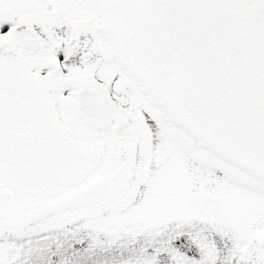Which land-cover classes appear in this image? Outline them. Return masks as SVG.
<instances>
[{
  "label": "snow or ice",
  "instance_id": "6c2138e0",
  "mask_svg": "<svg viewBox=\"0 0 264 264\" xmlns=\"http://www.w3.org/2000/svg\"><path fill=\"white\" fill-rule=\"evenodd\" d=\"M0 264H264V0H0Z\"/></svg>",
  "mask_w": 264,
  "mask_h": 264
}]
</instances>
